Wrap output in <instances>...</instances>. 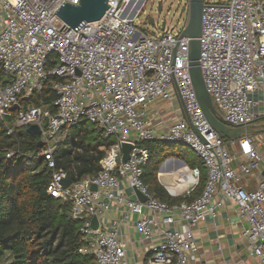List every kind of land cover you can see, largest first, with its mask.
I'll return each instance as SVG.
<instances>
[{
  "label": "built area",
  "instance_id": "built-area-1",
  "mask_svg": "<svg viewBox=\"0 0 264 264\" xmlns=\"http://www.w3.org/2000/svg\"><path fill=\"white\" fill-rule=\"evenodd\" d=\"M77 1L0 0V126L8 136L39 127L43 146L37 157L53 171L47 194L70 204L71 217L81 222L85 246L79 252L90 254L93 264H128L120 229L135 216L134 230L152 242V262L187 264L196 250V227L214 220L230 200L245 222L249 258L264 264V131L229 140L212 129L190 82L187 38L179 39L171 65L170 48L184 25L174 32L164 22L159 34L145 33L135 20L147 0H108L99 21L74 32L54 13ZM198 62L205 90L228 127L245 129L264 117V0L204 2ZM49 76L56 78L52 102L22 108L19 99L41 92ZM14 105L19 109L11 111ZM161 105L174 117L157 135L152 118L163 122ZM81 122L114 142L100 147L104 156L94 176L72 181L67 171L55 170L54 152ZM156 139L189 148L203 167L205 185L193 202L169 205L143 183L149 151L141 143ZM123 143L132 144L124 163ZM15 155L21 154L8 152L6 158ZM257 171L255 188L245 189L241 179ZM64 180H70L67 187ZM119 208L122 221L107 224L104 217Z\"/></svg>",
  "mask_w": 264,
  "mask_h": 264
},
{
  "label": "trees",
  "instance_id": "trees-1",
  "mask_svg": "<svg viewBox=\"0 0 264 264\" xmlns=\"http://www.w3.org/2000/svg\"><path fill=\"white\" fill-rule=\"evenodd\" d=\"M55 81V77H47L41 92L19 99L20 106L51 103ZM38 141L40 137L26 129H16L8 136L4 126H0V264H93L90 254L79 252L85 242L79 231L81 222L71 217V205L47 194L53 171L37 157L42 149L37 147ZM113 142L95 125L81 122L68 130L54 152L55 170L67 171L72 181L94 176L104 156L100 147ZM171 145L158 139L141 143L149 151L143 183L150 194L164 203H191L203 191L205 171L196 157L189 161V148L181 146L186 149L170 151ZM8 152L21 155L6 158ZM173 157L190 170H198L197 185L183 197H172L157 179L160 165Z\"/></svg>",
  "mask_w": 264,
  "mask_h": 264
},
{
  "label": "crops",
  "instance_id": "crops-1",
  "mask_svg": "<svg viewBox=\"0 0 264 264\" xmlns=\"http://www.w3.org/2000/svg\"><path fill=\"white\" fill-rule=\"evenodd\" d=\"M160 111L162 116L165 111L163 105L160 106ZM261 118L254 124L256 130H261L257 133L263 132L264 121ZM152 126L157 135L165 132L163 122L156 117L152 118ZM262 155L264 158V148ZM257 174L258 171L255 172V176L241 179V185L247 190L254 189L258 181ZM127 194L135 199L132 191H127ZM123 213L122 208L112 209L104 220L107 224L111 221L119 223L123 219ZM135 219V216L129 217L121 223L120 229L121 237L127 244L128 264H155L150 258L152 242L140 239L133 228ZM244 226L245 222L239 218L236 205L230 200L225 201L214 220L208 218L196 227L194 231L196 250L189 254L187 264H255L256 260L249 258L242 236Z\"/></svg>",
  "mask_w": 264,
  "mask_h": 264
},
{
  "label": "water",
  "instance_id": "water-1",
  "mask_svg": "<svg viewBox=\"0 0 264 264\" xmlns=\"http://www.w3.org/2000/svg\"><path fill=\"white\" fill-rule=\"evenodd\" d=\"M107 1L108 0H78L77 1L78 5L62 3V5L56 10L54 14H56V16L58 17L57 20L60 19L61 23H63L65 26L69 27L74 32H76L79 28H81L84 25V23H93L99 21L104 16L105 12L109 7L107 5ZM203 6H204V0H187L186 7L182 8V11H185L186 19L183 29L179 37L177 38L175 47L170 48L172 55L171 65L173 66L174 64L175 51L179 39L187 38L188 39L187 59H188L190 82L194 89L199 107L201 108L205 119L212 127V129H214V131H216V133L221 138H225L229 140L239 138L241 135L244 134H253L258 131H261V130H256L254 125L245 129H238V128L233 129L228 127L226 122L217 113L216 109L212 104L209 94L205 90L203 78L198 62L200 58L201 17H202ZM160 10H161V4L159 3L157 6V11L159 12ZM53 15L51 16V18L53 17ZM148 24L153 26L154 25L153 20L150 19L148 21ZM161 30H163V26ZM18 109H19L18 105H14L11 107V111H15ZM46 125L47 123L44 124V128L46 127ZM26 132L32 135H38V136L40 135V129L36 125H32L28 127L26 129ZM42 146L43 143L41 141H38L37 147L42 148ZM131 147L132 144L129 143H123L121 145L122 154H123L121 159L122 163H124L128 159L129 151ZM169 160L171 159H168L167 161ZM174 160L178 163L184 164L179 159L177 160L174 159ZM69 184H70V180L63 181V187H67ZM194 187L195 185L190 189L192 190ZM91 189L93 191L96 190L95 186H92ZM136 199L139 200L140 202L145 201V198L141 196L138 192H136ZM91 228L92 229L97 228L96 218H92Z\"/></svg>",
  "mask_w": 264,
  "mask_h": 264
},
{
  "label": "rangeland",
  "instance_id": "rangeland-1",
  "mask_svg": "<svg viewBox=\"0 0 264 264\" xmlns=\"http://www.w3.org/2000/svg\"><path fill=\"white\" fill-rule=\"evenodd\" d=\"M226 1L228 0H204L205 3H223ZM158 2L161 3V10L159 12L157 11ZM186 2L187 0H147L145 4L143 5L142 10L135 21L139 25V29L145 33L159 34L164 22H165V30H168V31L173 30L174 32H176L179 29H181V27L185 23L186 14L182 12V7L185 5ZM150 19H152L154 22L153 26L148 24V21ZM144 23L146 24L144 25ZM173 117L174 116H172V112L164 111L162 113V118L164 119L163 125L170 123ZM160 126H157V127H160ZM170 147H171L170 151H172V149H175L176 151L178 150L183 151L186 149L185 147H181V145L179 144H172ZM194 157L195 155L192 152H190V154L188 155V158L190 159L189 161H192ZM170 159L177 160V158H174V157ZM167 160L168 159H166L165 161ZM165 161L162 164L166 163ZM187 168L189 171L185 170L186 172L183 175V177L186 183L192 182L194 180V183L191 185V188H192L194 185L195 186L197 185L198 176L196 177L195 171L190 170L188 166ZM183 169L184 167L182 166V164L176 161L166 163L162 167V171H161V175H162L161 178L163 179V181L159 176L160 167L158 169L157 179L159 183L167 190V192L172 197H181V196L183 197V196H186V194H188L191 191V189H189V191L183 194L182 193L175 194V193L181 192L183 189L185 190L186 188L184 185L178 183V182H181L182 176L179 174L177 175V179H176V176L175 175L172 176L170 172L171 171L181 172L183 171ZM170 189L175 193L170 191Z\"/></svg>",
  "mask_w": 264,
  "mask_h": 264
},
{
  "label": "bare ground",
  "instance_id": "bare-ground-1",
  "mask_svg": "<svg viewBox=\"0 0 264 264\" xmlns=\"http://www.w3.org/2000/svg\"><path fill=\"white\" fill-rule=\"evenodd\" d=\"M136 4V3H135ZM135 4L133 3L132 5H133V7L135 6ZM175 160H169V161H167L166 163H168V162H174ZM166 163H164L163 165H162V167L166 164ZM182 164V163H181ZM183 166H184V169H183V171H181V172H175V171H171L170 173H171V175L173 176V175H175L176 176V179H177V175H181L182 176V179H181V182H178L179 184H182V185H184L185 186V190L184 191H182L181 193L183 194V193H185V192H187L190 188H191V185L194 183V180L192 181V182H187L186 183V181H185V179H184V177H183V175L185 174V170H188V168H187V166L186 165H184V164H182ZM162 167H161V169L159 170V176H160V178H161V171H162ZM189 171V170H188ZM162 179V178H161ZM162 181H163V179H162ZM164 183V182H163ZM184 183V184H183ZM167 187V186H166ZM168 188V187H167ZM170 191H172L171 189H170ZM173 192V191H172ZM174 193V192H173Z\"/></svg>",
  "mask_w": 264,
  "mask_h": 264
},
{
  "label": "flooded vegetation",
  "instance_id": "flooded-vegetation-1",
  "mask_svg": "<svg viewBox=\"0 0 264 264\" xmlns=\"http://www.w3.org/2000/svg\"><path fill=\"white\" fill-rule=\"evenodd\" d=\"M159 3H160V2L157 3V6H158ZM160 4H161V3H160Z\"/></svg>",
  "mask_w": 264,
  "mask_h": 264
}]
</instances>
